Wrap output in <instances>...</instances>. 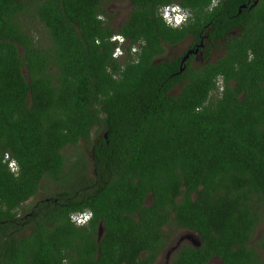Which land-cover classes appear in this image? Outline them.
<instances>
[{
    "label": "trees",
    "instance_id": "obj_1",
    "mask_svg": "<svg viewBox=\"0 0 264 264\" xmlns=\"http://www.w3.org/2000/svg\"><path fill=\"white\" fill-rule=\"evenodd\" d=\"M127 1L114 25L103 0H0V264H152L180 228L200 243L169 264H264V0ZM172 2L191 13L179 28L159 15ZM207 27L213 61L154 60ZM81 140L88 165L62 151ZM44 180L56 190L20 210Z\"/></svg>",
    "mask_w": 264,
    "mask_h": 264
},
{
    "label": "flooded vegetation",
    "instance_id": "obj_2",
    "mask_svg": "<svg viewBox=\"0 0 264 264\" xmlns=\"http://www.w3.org/2000/svg\"><path fill=\"white\" fill-rule=\"evenodd\" d=\"M256 1L257 0H255V2ZM252 2H253V0H245V2L239 3L238 6L240 4H244V6H242L241 8L251 7L255 3V2L254 3H252ZM212 5H213V0H210V3L208 4V7H211ZM238 6H237V8H238ZM237 32H238L237 28H235V27L234 28H229L225 32V36L227 37L228 35L235 34ZM221 42H222V39L219 38V39L215 40L214 36L209 35V27H207V28L201 29L197 33V38L193 37L190 33H187L177 43L172 44V45H168L169 47H171V46H177L178 44L183 43L184 45L181 48V51L179 53H173V54H168L167 53V54H164L162 56L160 55V56L155 57L154 60L158 61L160 59H166L168 57H170V58H178V60H179L178 63L180 64V58L184 55V53L188 49H191V51H189L187 53V55L184 57L181 65L183 67L186 64H188V65H190L192 67H195L196 65H201L202 63H206L208 61H213L218 56H220L222 54L223 49H224V47L221 45ZM179 64H178V66H179ZM182 82H183V80H180L179 82H177V85H179ZM215 83H216V86H217V91H219L220 88H221V86H220V84H221V76L220 75L216 76ZM174 239L175 238H173L162 251L165 252L166 248L168 246H170L174 242ZM181 243L191 244L189 241H183L182 240L180 243H178L176 248ZM192 246H194V245H192ZM175 249H173L171 251V253L168 255L167 258H164L165 260H164L163 264H169L170 257H171V255H172V253L174 252ZM257 251H258V255H259V252H263L264 249L263 248H257ZM164 252H163V254H164ZM259 257H260V255H259ZM261 260L264 261L262 258H261ZM211 261H215L214 264H222V262L216 256H210L208 258V260L206 262L202 263V264H210ZM216 261H217V263H216ZM156 263H157V259L152 264H156Z\"/></svg>",
    "mask_w": 264,
    "mask_h": 264
},
{
    "label": "rangeland",
    "instance_id": "obj_3",
    "mask_svg": "<svg viewBox=\"0 0 264 264\" xmlns=\"http://www.w3.org/2000/svg\"><path fill=\"white\" fill-rule=\"evenodd\" d=\"M103 6L108 9L109 12L112 13V21L115 24H117L120 19L124 18L127 11H128V1L127 0H103ZM31 23L27 24L29 25L30 29L32 32L36 33L38 37H43L45 35V32L43 30V28L39 25H37L36 23H34L33 21H30ZM183 43L178 44L177 46H171L169 47L168 45L165 46V51L162 53V55L164 54H173V53H179L181 51V48L183 47ZM161 55V56H162ZM178 89V86L173 87L169 93L174 94ZM94 134L93 132H91L90 134V139H93ZM88 144L86 141H79L77 142L75 145H68L65 146L62 151L64 153V155L67 157V160L70 161L73 158H75L77 155L82 154L84 156V160L86 162V165H88L90 163V159H89V154H88ZM56 190V186L53 185V183L51 181H47L44 180L42 182V185L40 187V189L38 190V192L33 195L32 197H30L29 199H27L21 206L20 210H27V208L37 199H39L40 197L46 196L50 193H53ZM264 228V212L262 214V218L258 224V226L256 227L255 230V234L253 236V239H255L259 232ZM186 230L185 229H179L176 231L174 238L176 239L180 234L185 233ZM252 239V240H253ZM252 240L249 241V243L253 242ZM183 241H188L187 239L183 240ZM164 251H162V253L159 255V257L157 258V263L156 264H163L164 262ZM260 257L264 260V251L263 252H259ZM215 261H211L210 264H214ZM217 263V261H216Z\"/></svg>",
    "mask_w": 264,
    "mask_h": 264
},
{
    "label": "clouds",
    "instance_id": "obj_4",
    "mask_svg": "<svg viewBox=\"0 0 264 264\" xmlns=\"http://www.w3.org/2000/svg\"><path fill=\"white\" fill-rule=\"evenodd\" d=\"M218 0H213V5H215ZM181 6L177 5H169L164 8L163 11V18L165 23L173 28H179L182 25L186 24L191 13L185 9H182ZM98 19L103 20V17H98ZM114 42L119 41L121 44L124 42V37L120 35L113 36L111 38ZM99 43V41H97ZM136 51V49H133ZM122 55V52L119 48H117L114 56ZM7 156V154H5ZM9 167L13 170V172L18 173V165L15 161L9 165ZM94 213L90 209H85L83 212L80 213H72L70 214V219L74 222L77 226H85L92 218ZM66 264V262H65Z\"/></svg>",
    "mask_w": 264,
    "mask_h": 264
},
{
    "label": "water",
    "instance_id": "obj_5",
    "mask_svg": "<svg viewBox=\"0 0 264 264\" xmlns=\"http://www.w3.org/2000/svg\"><path fill=\"white\" fill-rule=\"evenodd\" d=\"M254 2H255V0H253L252 3H254ZM242 6H244V4H240V5L238 6V8H237V12H239V10H240V8H241ZM189 51H191V49H188V50L184 53V55L180 58V64H179V66H178V70H179V71L182 69V65H181V63H182L184 57L187 55V53H188ZM100 233H101V226H100V222H98V224H97V229H96V236H97L96 239H97V240H98V238H99ZM185 239H187V240H188L192 245H194V246H197V245L199 244V242H200V239H199L198 235H197L195 232H192V231H186L185 233L180 234L176 239H174V242H173L170 246H168V247L166 248V250H165V252H164V257L167 258L168 255L171 253V251H172L173 249L176 248V246L178 245V243H180L182 240H185Z\"/></svg>",
    "mask_w": 264,
    "mask_h": 264
},
{
    "label": "built area",
    "instance_id": "obj_6",
    "mask_svg": "<svg viewBox=\"0 0 264 264\" xmlns=\"http://www.w3.org/2000/svg\"><path fill=\"white\" fill-rule=\"evenodd\" d=\"M169 5H177V3H174V2H172V3H166V4H163V5H161L160 7H159V15L161 16V18H162V20H163V22L165 23V20H164V18H163V11H164V8L166 7V6H169ZM181 8V7H180ZM183 9V8H182ZM166 24V23H165ZM167 25V24H166ZM116 35H120V34H118V33H113V34H111V36H110V40H112L111 38L113 37V36H116ZM120 36H122V35H120ZM113 41V40H112ZM114 42V41H113ZM126 39L124 38V42L121 44L119 41H115L114 42V46H113V49H112V52H111V55L113 56V57H119V56H121V55H119V56H114V53L116 52V50H117V48H119L120 50H121V52H122V54L124 53V48H123V45H125L126 44ZM137 48V43L136 42H134V43H132L131 45H130V51H133V49H136ZM5 157H7L6 155H5ZM12 161H14L13 159H7V166H8V168L11 170V171H13L10 167H9V165L12 163ZM80 212H83V211H79V212H72V213H80ZM72 213H70V214H72ZM69 217H70V215H69ZM71 220V219H70ZM74 223V222H73ZM75 224V223H74Z\"/></svg>",
    "mask_w": 264,
    "mask_h": 264
}]
</instances>
